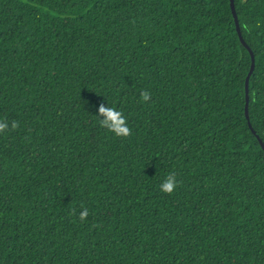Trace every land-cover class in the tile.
<instances>
[{"label":"trees","instance_id":"1","mask_svg":"<svg viewBox=\"0 0 264 264\" xmlns=\"http://www.w3.org/2000/svg\"><path fill=\"white\" fill-rule=\"evenodd\" d=\"M235 5L256 134L230 0H0V264H264V0Z\"/></svg>","mask_w":264,"mask_h":264},{"label":"clouds","instance_id":"2","mask_svg":"<svg viewBox=\"0 0 264 264\" xmlns=\"http://www.w3.org/2000/svg\"><path fill=\"white\" fill-rule=\"evenodd\" d=\"M141 98L143 102H148L151 98V94L148 91H143L141 93ZM95 117L99 120L101 127L106 128L115 136L127 138L131 135V129L128 127L124 114L115 107H106L101 104L98 108V115ZM100 117H102V119H100ZM18 127V122L13 120L11 123V128L15 130ZM8 128L9 125L6 121H0V133H4L8 130ZM177 187L178 181L175 173L168 174L164 181L160 184V190L168 195H171L177 189ZM72 215H75L74 209L72 211ZM88 215V210L82 207L78 217L80 222H84Z\"/></svg>","mask_w":264,"mask_h":264},{"label":"water","instance_id":"3","mask_svg":"<svg viewBox=\"0 0 264 264\" xmlns=\"http://www.w3.org/2000/svg\"><path fill=\"white\" fill-rule=\"evenodd\" d=\"M230 5H231V10H232V14L236 23V27H237V32L239 34L240 37V41L241 43L249 50L250 54H251V58H252V65H251V69L250 72L246 78V117L249 121V126L251 128V130L253 131L254 134H256V132L254 131L252 124L250 122V114H249V103H250V96H249V91H250V79L251 76L255 70V65H256V59H255V54L252 51V49L250 48V46L246 43V41L243 38L242 35V31H241V27H240V22H239V17H238V13L236 10V5H235V0H230ZM260 144L262 145L263 149H264V142L260 139V137H258Z\"/></svg>","mask_w":264,"mask_h":264}]
</instances>
